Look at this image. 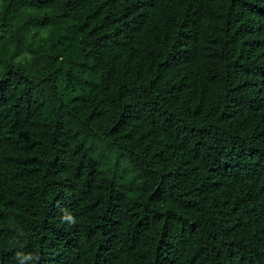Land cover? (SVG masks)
Returning <instances> with one entry per match:
<instances>
[{"label":"trees","instance_id":"obj_1","mask_svg":"<svg viewBox=\"0 0 264 264\" xmlns=\"http://www.w3.org/2000/svg\"><path fill=\"white\" fill-rule=\"evenodd\" d=\"M17 253L264 264V0H0V264Z\"/></svg>","mask_w":264,"mask_h":264},{"label":"clouds","instance_id":"obj_2","mask_svg":"<svg viewBox=\"0 0 264 264\" xmlns=\"http://www.w3.org/2000/svg\"><path fill=\"white\" fill-rule=\"evenodd\" d=\"M61 222L66 223L68 226L72 227V226L76 225L77 219L73 215H71L70 213L65 212L61 216ZM17 257L20 259V264H25V261H31V260L36 259L31 254H29L27 256H23L21 253H17Z\"/></svg>","mask_w":264,"mask_h":264},{"label":"rangeland","instance_id":"obj_3","mask_svg":"<svg viewBox=\"0 0 264 264\" xmlns=\"http://www.w3.org/2000/svg\"><path fill=\"white\" fill-rule=\"evenodd\" d=\"M17 30H20L19 27L16 28ZM54 30V28H53ZM26 39L29 40V41H34V42H37L39 40H42L43 37L42 35L40 34V32L38 33L36 30L35 31H30L27 36H26Z\"/></svg>","mask_w":264,"mask_h":264}]
</instances>
